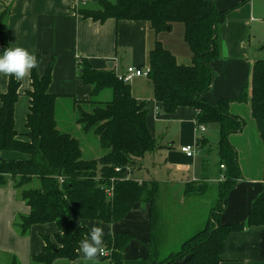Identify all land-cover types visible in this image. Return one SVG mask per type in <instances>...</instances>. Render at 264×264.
Returning <instances> with one entry per match:
<instances>
[{
	"label": "trees",
	"instance_id": "1",
	"mask_svg": "<svg viewBox=\"0 0 264 264\" xmlns=\"http://www.w3.org/2000/svg\"><path fill=\"white\" fill-rule=\"evenodd\" d=\"M77 11L83 18L99 22L109 18L148 22L157 36L148 59L151 69L148 78L154 87L155 99L168 114L182 106L193 107L197 125L219 127L218 153L226 170L221 173L225 179L218 184L219 195L209 220L177 251L165 257L159 256L152 241L149 246L152 264H172L177 260L183 264H221L225 240L232 232L264 225V191L253 202L245 221L223 224L220 219L228 195L241 177L238 153L230 136L242 131L246 118L235 111V106H250L264 151V58L254 62L250 81L240 97L221 99L215 104L203 95L214 83L211 62L220 55L219 31L229 10H220L211 0H86L85 3L83 0ZM10 14V8L0 12V48L9 43ZM176 24L183 25L184 40L192 53L188 64L179 62L161 40ZM53 64L54 61L42 77L37 74V66L31 70L29 141L19 140L15 130L20 82L10 76L8 91L0 96V148L31 155L29 160L0 159V189L12 181L18 198L31 208L28 215L16 217L15 230L27 236L33 225L51 222L59 230L54 239L44 237L45 245L31 257L30 264H71L79 257L81 241L89 238L86 220L116 223L140 202L151 206V231L154 232L159 221L157 202L162 183L154 178L139 181L134 177L140 160L160 149L148 128L145 104L137 101L130 82L120 80L115 70L96 69L86 57H79L78 77L92 86L93 98L80 101L52 94L49 85ZM106 91L111 96L100 98ZM64 99H73L77 125L80 124L86 136L96 135L101 155L85 158L86 148L81 139L59 125L58 102ZM194 189L187 184L184 192L188 194ZM133 239L128 232L104 235L103 247L109 251L105 257L111 264H125L123 251ZM9 261L0 255V264H22L16 256H11Z\"/></svg>",
	"mask_w": 264,
	"mask_h": 264
},
{
	"label": "crops",
	"instance_id": "2",
	"mask_svg": "<svg viewBox=\"0 0 264 264\" xmlns=\"http://www.w3.org/2000/svg\"><path fill=\"white\" fill-rule=\"evenodd\" d=\"M211 1L220 10H229L219 31L220 55L211 62L214 83L203 95L206 100L217 104L221 99L240 97L250 81L254 62L264 58V0ZM82 2L0 0V12L11 9L9 43L1 47L0 52L7 47L28 49L36 58L39 56L37 74L41 77L54 61L49 92L86 101L93 98L92 86L84 84L78 77L79 57L88 58L96 69H113L118 74L126 73L130 66L146 68L157 36L146 21L109 18L99 22L83 18L77 11ZM172 32L163 35L167 37ZM180 33L178 44H165L163 35L161 39L178 56L179 62L188 64L192 53L184 40V27ZM111 63L113 67L109 68ZM9 78V75L0 74V96L8 91ZM18 81L20 96L15 104V130L19 140L29 141L27 120L31 107L28 92L33 89L31 72ZM130 85L137 101L145 104L148 128L160 145L157 152L146 154L140 160V168L134 173L139 181L154 178L162 183L157 202L158 225L154 232L151 231V206L144 202L136 204L119 222L106 224L86 220L85 223L90 229L102 227L105 234H132L134 239L123 251L124 263L152 264L151 241L156 252L163 257L169 252L167 248L181 246L206 225L219 195L218 184L224 180L221 173L226 167L221 168V163L218 167L220 158L214 157L219 155L217 125H214L217 130L214 137L208 133L213 125L207 126L205 132L197 131L195 108L182 106L174 113H166L163 104L155 99L154 87L148 77H134ZM235 111L248 116L249 120L245 119L242 131L230 136L238 153L241 177L220 213L223 224L245 221L253 202L264 191L263 144L256 123H253L250 106L239 104ZM187 144H196L199 154L188 157L181 150ZM30 158L28 153L0 148V159L21 161ZM144 169L147 172H142ZM187 184L194 186L195 191L185 194ZM30 211V206L18 198L12 181L0 189V255L8 258L7 263H10L11 256H16L22 264H30L31 257L45 245L44 237L54 239L59 231L56 223L51 222L35 224L29 235H19L14 227L15 219L21 214L28 215ZM176 218L186 222H176ZM222 259L221 264H264V225L232 232L225 240ZM71 264L111 263L109 258L101 256L93 261L85 260L80 251L79 257ZM172 264H183V261Z\"/></svg>",
	"mask_w": 264,
	"mask_h": 264
},
{
	"label": "clouds",
	"instance_id": "3",
	"mask_svg": "<svg viewBox=\"0 0 264 264\" xmlns=\"http://www.w3.org/2000/svg\"><path fill=\"white\" fill-rule=\"evenodd\" d=\"M37 58L24 47H7L0 52V74L23 80L37 66ZM104 230L100 226L90 229L89 238L81 241L80 249L85 260L93 261L104 254Z\"/></svg>",
	"mask_w": 264,
	"mask_h": 264
},
{
	"label": "rangeland",
	"instance_id": "4",
	"mask_svg": "<svg viewBox=\"0 0 264 264\" xmlns=\"http://www.w3.org/2000/svg\"><path fill=\"white\" fill-rule=\"evenodd\" d=\"M88 6H93V5L88 4ZM182 27H183L182 24H177L171 34L166 35L167 37H165V35H163L164 38H166L164 40L165 44L166 43L169 44V45H171L173 43L178 44V36L181 34L180 30H181ZM167 47H169V46H167ZM179 59H182V58H179ZM110 96H111V92L110 91H106V92H104L102 94V97H100V98L108 99ZM241 106H245V105H241ZM245 118L247 120H249L248 116H245ZM57 120L59 122V125H61V127H62V129L64 131H68V132L72 133L74 136H76L79 139H81L83 146L86 148V151L84 153V157L85 158H93V157H97V156L101 155V148L97 147L98 143H97V141L95 139L96 135L90 133L89 136H86V133H84L82 131V128L80 129V127H79L80 124L77 125V109L74 107L73 99H64V100H60L58 102ZM253 123L255 124L254 121H253ZM208 133L209 134H213L214 137L217 135V130H215L214 125L210 127ZM231 140L234 141L233 139H231ZM215 143H216V141L214 142V144ZM212 154H213V152H212ZM214 157L218 158V160H219V155H214ZM219 161L217 163V166L220 164ZM142 172H147V169H144ZM164 221H167V219H165ZM176 222L185 223L186 221L181 219V218H176ZM202 227L204 228V225ZM179 248H180V246L175 247V248H167V249H169V252H172V251H177ZM165 256L166 255H164L163 257H165ZM4 259L7 261L8 258H4Z\"/></svg>",
	"mask_w": 264,
	"mask_h": 264
},
{
	"label": "built area",
	"instance_id": "5",
	"mask_svg": "<svg viewBox=\"0 0 264 264\" xmlns=\"http://www.w3.org/2000/svg\"><path fill=\"white\" fill-rule=\"evenodd\" d=\"M86 0H84V3ZM150 67L140 68L136 66H130L127 68L126 73H117L118 78L123 80L124 82H130L131 79L134 77H148L150 73ZM207 130L206 125H197L198 132H205ZM181 150L188 156V157H195L199 154V149L197 148L196 144H187L182 146ZM221 168H224V165H221ZM119 171V169H117ZM222 179H225L224 175L221 176ZM109 256V251L104 248V254L101 257Z\"/></svg>",
	"mask_w": 264,
	"mask_h": 264
},
{
	"label": "water",
	"instance_id": "6",
	"mask_svg": "<svg viewBox=\"0 0 264 264\" xmlns=\"http://www.w3.org/2000/svg\"><path fill=\"white\" fill-rule=\"evenodd\" d=\"M91 1H92V2H97L98 0H91ZM108 66H109V68H112V67H113L112 63L109 64Z\"/></svg>",
	"mask_w": 264,
	"mask_h": 264
}]
</instances>
